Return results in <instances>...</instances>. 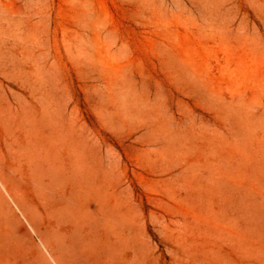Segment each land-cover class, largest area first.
Instances as JSON below:
<instances>
[{"label": "rangeland", "instance_id": "rangeland-1", "mask_svg": "<svg viewBox=\"0 0 264 264\" xmlns=\"http://www.w3.org/2000/svg\"><path fill=\"white\" fill-rule=\"evenodd\" d=\"M0 264H264V0H0Z\"/></svg>", "mask_w": 264, "mask_h": 264}]
</instances>
